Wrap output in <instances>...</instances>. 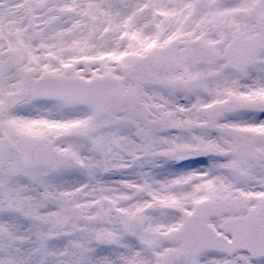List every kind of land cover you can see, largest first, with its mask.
Wrapping results in <instances>:
<instances>
[{"label":"snow or ice","instance_id":"snow-or-ice-1","mask_svg":"<svg viewBox=\"0 0 264 264\" xmlns=\"http://www.w3.org/2000/svg\"><path fill=\"white\" fill-rule=\"evenodd\" d=\"M0 264H264V0H0Z\"/></svg>","mask_w":264,"mask_h":264}]
</instances>
